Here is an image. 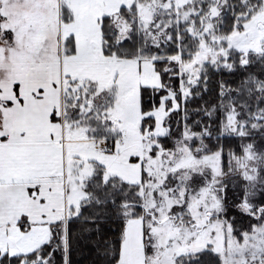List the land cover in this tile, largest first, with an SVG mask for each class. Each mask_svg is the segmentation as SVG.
Masks as SVG:
<instances>
[{"label":"snow or ice","instance_id":"snow-or-ice-1","mask_svg":"<svg viewBox=\"0 0 264 264\" xmlns=\"http://www.w3.org/2000/svg\"><path fill=\"white\" fill-rule=\"evenodd\" d=\"M0 264H264V0H0Z\"/></svg>","mask_w":264,"mask_h":264}]
</instances>
